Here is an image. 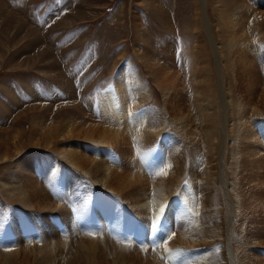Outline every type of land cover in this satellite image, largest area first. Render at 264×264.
Listing matches in <instances>:
<instances>
[{
	"label": "rangeland",
	"instance_id": "1",
	"mask_svg": "<svg viewBox=\"0 0 264 264\" xmlns=\"http://www.w3.org/2000/svg\"><path fill=\"white\" fill-rule=\"evenodd\" d=\"M230 34L245 44L231 46ZM116 78L131 83L125 89L134 109L119 111L123 98L113 90ZM143 84L147 95L140 90ZM207 97L213 104L204 105L201 100ZM240 99L253 101L261 110L251 119L264 150V0H0V264L8 257L12 261L8 258L6 264H45L46 249L36 247L46 241L60 248L62 255L53 257L60 260L85 232L98 238L105 233L159 264L191 263L209 250L215 252L211 246L215 239L222 240L220 236L209 235L212 242L191 246L186 233L198 218L201 192H212L203 183L208 179L205 172L213 165V176L219 173L217 152L221 155L226 148L229 159L222 169L232 193L238 195ZM148 105L156 111L154 117ZM157 118L162 120L157 144L147 149L138 146L133 152L131 146L139 144L132 140L140 121L151 119L153 124ZM179 123L184 125L181 129ZM124 124L130 127L125 130ZM84 127L88 134L96 128L92 137L100 136V143L80 139ZM186 127L195 134L188 136ZM121 128L127 131L126 146L103 144L105 137H114L111 129ZM71 143L82 166L91 165L83 156L86 152L113 167H124L136 179L144 173L149 190L177 186L161 217L163 233L152 232L151 219L126 199L141 196L133 189L126 188L123 195L103 189L71 158L49 150H70ZM139 150L148 152L136 153ZM136 158L140 168L133 164ZM213 176L208 182L214 184L215 205L206 210L211 221L212 211L218 214L219 226L228 200ZM22 181L28 183L30 194L41 186L57 208L48 210L49 204L36 209L35 199L32 208L18 202L13 188L22 186ZM133 216L141 219L133 225L146 239L130 234L128 243L117 232L124 223L130 226ZM179 233L187 240L177 243ZM201 246L205 251L197 252ZM3 251L12 252L7 256Z\"/></svg>",
	"mask_w": 264,
	"mask_h": 264
},
{
	"label": "bare ground",
	"instance_id": "2",
	"mask_svg": "<svg viewBox=\"0 0 264 264\" xmlns=\"http://www.w3.org/2000/svg\"><path fill=\"white\" fill-rule=\"evenodd\" d=\"M233 22L234 20L232 19L229 25L232 24ZM228 41L231 46H234V45L242 46L245 44L243 43V41H237L236 38L231 34L229 35ZM115 80H116V84L114 86L115 89L113 90L115 92L119 90V93L121 92V96L123 98L122 100L123 108L120 109L119 111L123 109L127 110L129 106L130 107L132 106V108L134 109V106L132 105V103L134 104V102L130 101V93L125 89V86L131 83L130 82L125 83L126 80L121 79V78L120 80L119 78H116ZM140 90L143 92L144 95H147V88L144 84L142 85ZM225 99H226V102H228L227 95H225ZM201 101L204 103V105H207V106L213 104V100L211 97L204 98ZM108 106L109 104L107 105V107ZM237 108H238V114H239V119L237 120L239 122L238 129L240 132V138L242 139L241 140L242 145H240V151H238L239 152L238 154H240L242 157L241 158L242 160L240 162L241 163L240 164L241 175H239L240 185L239 187L237 186L238 188H236L238 191V195L236 196L232 193V190L229 187V181L227 180L228 178L227 173L224 172L222 169L223 167H225L229 159L227 148H226V150H223V154L221 155L219 154V152H217L218 153L217 155L219 157L218 162L221 161V167H220L219 173L213 176L214 175L213 165L211 166L209 165L210 167H208L207 171L205 172L208 179L204 180L203 183L206 184L205 187L207 188V190L208 191L212 190V192L208 194L204 192V190L202 192L200 191L202 194L201 195L202 199L200 197L199 215L196 216L198 218L190 222L188 226V230H187L188 233H186L188 234L187 236H189V238L191 236V238L193 239V240L189 239L191 246L198 245V244L201 245L206 242H212V240H208L210 239L209 235H213V238L220 236L222 240H219V238L214 240L216 242V245L211 246V248H214L215 252H213V249L209 250L207 255H199L198 257L193 259L191 263L183 262L182 264H264V150L262 149L263 142L257 136L254 126H252L254 119H251L256 114H260L261 110L258 109L259 108L258 104L254 103L253 101L252 103H248V102H244L242 99H240L237 102ZM147 111L151 117H154L156 114V111L150 105H148ZM125 116H126V113H125ZM134 118L135 117L132 118L133 120L132 125L133 127L137 128L136 119ZM151 119L148 121L141 120L139 123V127H140L139 130H136V129L134 130L135 131L134 134L136 135V137L133 135L135 139L133 137L132 142L135 141L134 142L135 144L137 142L139 144L131 146L133 148L131 149L133 150V152H134L135 147H138V146L140 147V149H143V148L147 149L152 145L154 146L155 144H157V141L160 139L158 138V135L160 134V131H161L162 122L160 121L162 120H158L157 118V120L153 121V124H152ZM176 119L180 120V116L177 115ZM84 123L85 122H81L79 125H83ZM129 124L127 125L124 124L125 130H127V127ZM177 125L179 129H181V126H184L181 123ZM119 129L118 130L116 129V131L111 129L112 133L114 134V137L112 138L105 137L104 139H102V141L104 142L103 144L112 145V146L114 145V146H119V147L124 146L125 144L126 146L127 141H126V136L124 135H126L127 131L125 133L124 130H122V128H121L122 131ZM259 129L260 128H258V131ZM69 130L70 128L68 129V131ZM184 130H185V133L190 137L195 134V132L192 131L189 127H186ZM82 131H86V133H84V135L81 136L80 139L85 140V141L89 140V141H93L96 143H100L101 141L100 136L95 139H93L92 137V135L96 131V128L92 130L91 134H88V128L86 127L82 128ZM142 132L146 133V135H143ZM123 133L125 134L123 135ZM130 133H132V131ZM77 134L79 135L80 131H78ZM120 135H123L125 139L117 138ZM261 136L262 135H260V137ZM73 139L76 140L78 138L73 137ZM73 144L71 143L69 145L70 150H57L55 147H52L49 150H55V152L59 151L61 156L66 160L71 158L73 165L77 166L78 168L80 167V169L84 171L83 173H86L92 178H95L96 182H98L103 189H112L122 195H123V192L126 190V188L133 189L134 194L141 195V196L133 200H132V197L131 198L126 197V199L130 201L133 208L135 207L138 210V212L139 211L143 212L142 213L143 215L145 212V215L148 216L149 219H151V221L154 219V217L157 214H159V210L161 206H164V208L166 209L171 197L174 194L171 191H173L175 187L177 186L174 187L172 186L173 185L172 184L169 186L166 185V186L160 187V185L159 186L157 185L154 188L152 187L153 189L149 190V184L146 185L145 179L142 176L144 175V173L142 174L139 172V177L136 179L134 176V173H129V171L125 172L124 167L123 168H116V166L113 167L110 163L106 162L105 160H101V159L96 160L95 158L90 157L86 152H83V156L86 159V161H89L91 163V165L89 167L82 166V164L77 159H75L72 154L73 149L77 148ZM177 150L179 151V149ZM145 151H144L145 153L148 152V150H145ZM144 152L143 150L142 151L139 150V152L137 151L136 153L143 154ZM215 153L216 151L214 152V154ZM3 158L4 160H6V157H3ZM51 160L53 161L52 158ZM139 160H137V158L132 160L134 166H137L138 168L141 167L139 165L140 163H138ZM130 163H131L130 165H132L131 160H130ZM215 163L217 164V162ZM52 166L54 167L55 164ZM142 172H144V170ZM59 174L56 173L57 176ZM53 176H55L54 173H52V177ZM212 176H213V179L216 180V182L214 183L218 184L221 182V185L223 187V190L226 193L225 195L228 200V204L226 205L227 210H225L226 217L223 219L224 223H222L219 226L216 223V220L218 219V214L215 211H212L213 214L215 213V216L212 215L214 218L211 221V214L210 212H207L206 210L208 206L213 207L215 205V202H214L215 193H213L214 184L209 183L211 182ZM58 177L61 178L60 175ZM35 187L37 186L35 185ZM82 187H83L82 189L86 188L83 185ZM13 189H14V193L15 191H18V195L20 197L18 198V202H21L23 205L27 207L32 208L33 199H35L36 209L41 210L47 207L49 204L50 206L48 207V210H54L57 208L56 205L55 207L53 206L54 204L52 201H50L51 199H48L44 195L45 192H43L44 190L42 189L41 186L37 188L36 193L34 194H30L29 189H28V183L23 182V181H22V186L14 187ZM167 189H170L169 190L170 192H168ZM85 195H89L90 197V193L87 189L85 191ZM70 196L71 195L67 197H70ZM71 200L73 199H70V198L67 199V201H70V204L72 202ZM237 221H239V224H238V234L236 235L235 232H237V230H236L235 224L237 223ZM95 233L97 232L95 231ZM170 234L173 235V231H171ZM91 235L93 234L89 232L88 233L85 232L84 238L77 241L74 244L72 243L73 248L69 252L65 253L64 257L60 260H56L55 258H53L56 255H60V254L62 255V252H58L60 248L52 244L53 241H46L44 246L36 247V248L42 249V251L44 248L46 249L45 254L48 256L49 259L46 261L45 264H83V263H87V264L96 263L97 264V263H100L102 261H107V260H108V264H113L112 260L114 261V264H117V263L119 264H159V261L157 259H151L149 258V256L145 257L139 251L138 253L136 251L135 252L131 251L132 246L126 243H122L123 241L120 242L117 240H110L107 236H105V233H101L99 235L100 236L99 238L97 237V235L96 236H91ZM180 239L187 240L186 236H183L182 234L179 233V236L176 242L178 241L177 243H180L181 241ZM42 240H46V239H42ZM10 244L11 242L9 241V245ZM3 249L8 250L7 247H3ZM3 249L1 248V250ZM201 249L205 251V247L201 246L197 249L198 250L197 252L201 251ZM3 252L6 253L7 251H3ZM11 252L2 254V255L8 256L10 255ZM8 258H9V261H12L10 257ZM8 258L6 259L5 264L7 263Z\"/></svg>",
	"mask_w": 264,
	"mask_h": 264
},
{
	"label": "snow or ice",
	"instance_id": "3",
	"mask_svg": "<svg viewBox=\"0 0 264 264\" xmlns=\"http://www.w3.org/2000/svg\"><path fill=\"white\" fill-rule=\"evenodd\" d=\"M164 213H165V208H164V206H161V208L159 210V214H157L154 217V219L151 221L150 229L152 232H156L158 234L163 233L165 226L161 222V217L164 215ZM167 239H171V235H169L167 237Z\"/></svg>",
	"mask_w": 264,
	"mask_h": 264
}]
</instances>
